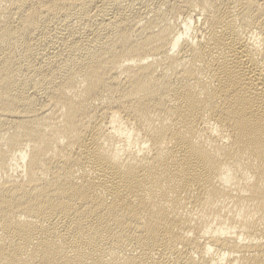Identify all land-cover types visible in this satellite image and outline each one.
<instances>
[{"label": "bare ground", "instance_id": "1", "mask_svg": "<svg viewBox=\"0 0 264 264\" xmlns=\"http://www.w3.org/2000/svg\"><path fill=\"white\" fill-rule=\"evenodd\" d=\"M0 264H264V0H0Z\"/></svg>", "mask_w": 264, "mask_h": 264}]
</instances>
